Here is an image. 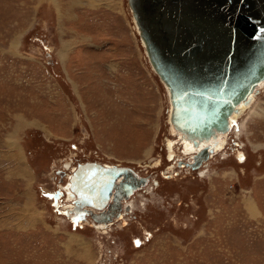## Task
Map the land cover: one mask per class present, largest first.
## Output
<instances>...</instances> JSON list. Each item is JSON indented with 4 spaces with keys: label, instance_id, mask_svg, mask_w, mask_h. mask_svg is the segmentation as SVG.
<instances>
[{
    "label": "rangeland",
    "instance_id": "1",
    "mask_svg": "<svg viewBox=\"0 0 264 264\" xmlns=\"http://www.w3.org/2000/svg\"><path fill=\"white\" fill-rule=\"evenodd\" d=\"M149 61L128 0H0V264H264V83L194 171ZM86 162L148 179L120 219L70 218Z\"/></svg>",
    "mask_w": 264,
    "mask_h": 264
},
{
    "label": "water",
    "instance_id": "2",
    "mask_svg": "<svg viewBox=\"0 0 264 264\" xmlns=\"http://www.w3.org/2000/svg\"><path fill=\"white\" fill-rule=\"evenodd\" d=\"M128 3L147 56L169 89L175 129L196 146L229 131L237 107L248 104L264 82V0ZM208 157L204 148L190 166L197 169ZM70 182L77 196L70 218L82 213L110 222L120 215L122 199L146 186L148 179L128 167L86 162L78 165ZM61 194L51 195L56 204Z\"/></svg>",
    "mask_w": 264,
    "mask_h": 264
},
{
    "label": "bare ground",
    "instance_id": "3",
    "mask_svg": "<svg viewBox=\"0 0 264 264\" xmlns=\"http://www.w3.org/2000/svg\"><path fill=\"white\" fill-rule=\"evenodd\" d=\"M135 24H136V22H135ZM137 26V25H136ZM137 30H138V28H137ZM148 57V56H147ZM149 59V58H148ZM150 62V61H149ZM150 64H151V62H150ZM151 66H152V64H151ZM152 68H153V66H152ZM153 71L157 74V72L154 70V68H153ZM158 75V74H157ZM158 77L160 78V76L158 75ZM160 80L163 82V84L165 85V87L167 88V90H168V93H169V89H168V87H167V85L165 84V82L160 78ZM264 82H261L260 84H258L257 86H256V88H255V90H254V92L250 95V101L248 102V104H245V103H241L238 107H237V112H234L233 113V115H232V121H234V116H236L237 114H239L240 113V110H241V107H243V105L244 106H250L251 105V103H252V98H253V95H257L258 94V92H259V90L257 89L261 84H263ZM169 98H170V93H169ZM170 106H171V109H170V124H171V126H172V129H173V131L175 132V133H177V134H179L182 138H184V139H186V140H188L185 136H183V134H182V132H180V131H178V130H176L175 129V127L173 126V124H172V122H171V112H172V103H171V99H170ZM236 114V115H235ZM231 121V122H232ZM232 123H231V127H230V129H229V131H227V132H220V133H218L216 136H214V137H212V138H210L209 140H204V141H202V142H200L197 146L196 145H194V143L191 141V140H188L189 142H190V145H189V148L187 149L189 152H193V151H198V153L196 154V156L199 154V152H201L205 147L207 148V149H209V157L206 159V160H203V162H202V164H201V166L205 163V162H207L209 159H210V154L213 152V149H219V148H221L222 147V145H223V141L221 140L222 138H224V136L226 135V134H228L230 131H231V129H232ZM170 146L172 147V144H170ZM210 147V148H209ZM171 149V148H170ZM172 150V149H171ZM170 150V151H171ZM186 151V150H185ZM174 154L171 152V155H170V157L172 158V156H173ZM196 156H195V158H196ZM195 158H194V161L193 162H195ZM192 162V163H193ZM90 163V162H89ZM92 163V162H91ZM94 163H97V162H94ZM192 163H190V164H188L189 166L192 164ZM100 165H102L101 163H99ZM103 166H107V165H103ZM200 166V167H201ZM78 167V166H77ZM77 167H76V169H77ZM112 167V166H111ZM119 167V166H118ZM199 167V168H200ZM192 168V167H191ZM199 168H197V169H199ZM75 169V170H76ZM194 169V168H193ZM74 170V171H75ZM73 171V172H74ZM72 175H73V173H72ZM72 175L70 176V178L72 177ZM123 176L122 177H119L118 178V182H120V181H122L123 180ZM69 182H70V180H69ZM71 182L68 184V186H67V191H66V194L68 193V198H70L71 196L73 197V202H72V207H73V210H74V201L77 199V196H76V194L74 193V192H72L71 191ZM144 187V186H143ZM143 187H141V188H143ZM141 188H139V189H141ZM138 190V189H137ZM132 196V195H131ZM130 196V197H131ZM130 197L129 198H123L122 199V201L123 200H128V199H130ZM111 199H113V195L111 196ZM70 200H72V199H70ZM122 207V206H121ZM70 211V210H69ZM97 211H99V210H97ZM74 212V211H73ZM73 212H71V213H73ZM100 213H98V214H101V212H106V211H99ZM70 214V213H69ZM119 217H121V214H120V216H117L116 218L114 217L113 219H120ZM112 219V220H113ZM111 220V221H112ZM97 223H108V222H97Z\"/></svg>",
    "mask_w": 264,
    "mask_h": 264
},
{
    "label": "flooded vegetation",
    "instance_id": "4",
    "mask_svg": "<svg viewBox=\"0 0 264 264\" xmlns=\"http://www.w3.org/2000/svg\"><path fill=\"white\" fill-rule=\"evenodd\" d=\"M236 147L237 148H242L241 147V145H238L237 143H236ZM211 155V154H210ZM196 156V155H195ZM195 156H194V158H195ZM194 158L192 159V160H178V162H177V165H179L181 168H188V169H190V170H194V171H197L198 169H193V168H191V166L189 167V165L188 164H190V163H192L193 161H194ZM205 164V163H204ZM201 168V167H200ZM199 168V169H200ZM136 174V173H135ZM178 174H179V172H178ZM124 180V179H123ZM142 189V188H141ZM140 189H138V190H136L133 194H132V196L137 192V191H139ZM65 195H66V193H65ZM131 196V197H132ZM130 197V198H131ZM61 198V197H60ZM59 198V199H60ZM129 200V199H128ZM125 201H127V200H123L122 201V208H121V211H120V214H121V217H123V215H124V210H125ZM111 202H113V199H111ZM126 209H127V207H126ZM105 210H108V209H105ZM129 210V209H128ZM94 212L95 213H100L99 211H97V210H94ZM77 215V217H76V220H74V221H76V222H78V221H80L81 222V220H83V222H85L84 220L87 218V217H89V218H92V216L91 215H88V214H82V213H76ZM120 216V215H119ZM115 218L117 217V216H114ZM113 217V218H114ZM121 217H119V218H121ZM78 218V219H77ZM88 219V218H87ZM78 220V221H77ZM92 220L94 221V222H96L93 218H92ZM114 221H115V219H113ZM111 222V221H110ZM79 223V222H78ZM91 224V223H90Z\"/></svg>",
    "mask_w": 264,
    "mask_h": 264
},
{
    "label": "crops",
    "instance_id": "5",
    "mask_svg": "<svg viewBox=\"0 0 264 264\" xmlns=\"http://www.w3.org/2000/svg\"><path fill=\"white\" fill-rule=\"evenodd\" d=\"M142 84H143V85H142L141 87H143L144 84H146V83H142ZM131 88H133L132 91H136V92H138L139 94L142 92V90H141L142 88H140V89H139L138 87H135V88H134V87H131ZM135 94H136V93H135ZM136 96H137V95H136ZM116 117H117V116H116ZM120 117H121V116H120ZM128 117H129V116H128ZM125 120H126V119H125ZM117 121H118V119H117ZM154 125H156V124L154 123ZM111 166H113V165H111Z\"/></svg>",
    "mask_w": 264,
    "mask_h": 264
}]
</instances>
